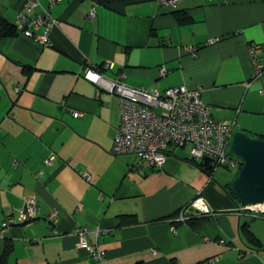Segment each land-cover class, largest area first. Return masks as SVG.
<instances>
[{"label": "crops", "instance_id": "0c3cea01", "mask_svg": "<svg viewBox=\"0 0 264 264\" xmlns=\"http://www.w3.org/2000/svg\"><path fill=\"white\" fill-rule=\"evenodd\" d=\"M28 1L0 0L18 31L0 38V224L26 197L39 207L27 223L0 226V256L4 240L12 244L7 264H264V248L239 233L247 224L264 246V214L229 197L225 172L207 175L183 148L160 170L111 154L117 100L83 77L90 69L135 88H197L214 119L264 137V0H147L122 13L90 0ZM43 8L53 20L48 45L20 29L41 34L46 25L29 21ZM174 9L188 21L177 22ZM249 48L262 66L254 77ZM196 195L211 212L197 226L167 218ZM76 229L103 262L79 245Z\"/></svg>", "mask_w": 264, "mask_h": 264}, {"label": "built area", "instance_id": "2783aa9c", "mask_svg": "<svg viewBox=\"0 0 264 264\" xmlns=\"http://www.w3.org/2000/svg\"><path fill=\"white\" fill-rule=\"evenodd\" d=\"M48 4L55 0H47ZM172 1V0H161ZM36 4V0H29L26 8ZM93 8H89L86 15L91 16ZM53 23L46 9L36 13L29 24L37 29L40 25H46L41 34H34L23 29L21 33L33 39L40 45H48L47 27ZM184 51L194 55L195 47H184ZM249 54L253 61L256 76L262 69L254 56V48H249ZM163 67L159 68L162 75ZM83 77L96 84L102 90L113 95L118 103L119 121L113 136L110 153L113 155L129 154L136 159V165L160 170L170 151L175 148L187 147V158L192 163L202 166V158H208L211 174L219 167L227 171L239 169L241 161L228 152V144L231 133L236 127L234 120H216L210 114V107L199 95V89H188L184 85L171 87L164 90L135 88L125 85L118 78L108 79L96 71L85 69ZM73 116H79L77 112ZM52 157L43 160V165H50ZM204 169V168H203ZM84 179L88 178L87 172H82ZM190 207L193 211H188ZM251 212L258 210L253 206H241ZM39 207L33 197H26L20 209L13 217L0 224L7 227L10 224H23L31 221L38 213ZM56 211L47 214V220L53 221ZM204 199L196 195L192 201L179 209L175 220L178 223H186L190 217L209 215ZM172 229H174L172 227ZM85 229H76L79 245L84 247L92 260L103 262L105 254L96 245L85 243ZM218 245H224L219 239Z\"/></svg>", "mask_w": 264, "mask_h": 264}, {"label": "water", "instance_id": "95a60500", "mask_svg": "<svg viewBox=\"0 0 264 264\" xmlns=\"http://www.w3.org/2000/svg\"><path fill=\"white\" fill-rule=\"evenodd\" d=\"M228 152L241 161L236 175L230 179L228 189L242 206L264 205V139L251 137L242 131H233ZM204 169L208 158H202ZM188 211H193L188 207Z\"/></svg>", "mask_w": 264, "mask_h": 264}, {"label": "trees", "instance_id": "16d2710c", "mask_svg": "<svg viewBox=\"0 0 264 264\" xmlns=\"http://www.w3.org/2000/svg\"><path fill=\"white\" fill-rule=\"evenodd\" d=\"M90 1L93 4H98V5H101L105 8H107V9L113 10V11L118 12V13H122L125 5L137 3V2H142V1H147V0H90ZM172 14L175 16L177 22H179V23H186L188 21L187 16L184 14V12L182 10L174 9V10H172ZM17 34H18V31H17V28L15 27V25L8 22L7 20H5L4 17H2L0 15V38L1 37H14ZM260 138L264 139V137H260ZM190 163H192V162H190ZM192 164L197 166L199 169H201L207 175H209V176L211 175V170H209V169L206 170V169L201 168V165L199 163H192ZM225 191L227 192L229 197H231L234 201H236L235 197L233 196V194L228 189V184H225ZM174 215H176V212L170 214L167 218H172V217H174ZM200 217H202V216L190 217L186 221V223H190L193 226H197L199 224V222L202 220ZM120 219H122V218L120 217ZM192 221L194 223H192ZM124 222H129V221L128 220H124V221L119 220L118 224H121ZM174 222H177V221H174ZM239 233L243 236V238L246 240V242L252 246V248H254V249L264 248V246H262L259 243V241L251 234V232L248 229L247 224L243 223L239 226ZM11 250H12L11 242L8 240H4L3 249H2L1 256H0V264H7V258L9 256Z\"/></svg>", "mask_w": 264, "mask_h": 264}, {"label": "rangeland", "instance_id": "374dc122", "mask_svg": "<svg viewBox=\"0 0 264 264\" xmlns=\"http://www.w3.org/2000/svg\"><path fill=\"white\" fill-rule=\"evenodd\" d=\"M183 149L187 150V147H184ZM222 171L225 172V176H224V178L228 181V183H229V181H230V178H231V177L233 178V177L236 175V170H234V171H227V170H224V169L221 168V167H219V168L217 169V172H216V173H222ZM260 207H263V208H264V205H262V206H260Z\"/></svg>", "mask_w": 264, "mask_h": 264}, {"label": "bare ground", "instance_id": "6f19581e", "mask_svg": "<svg viewBox=\"0 0 264 264\" xmlns=\"http://www.w3.org/2000/svg\"><path fill=\"white\" fill-rule=\"evenodd\" d=\"M263 204H261V205H255V206H253L254 208H256V209H258V210H261V211H264V208L263 207H260V206H262Z\"/></svg>", "mask_w": 264, "mask_h": 264}]
</instances>
